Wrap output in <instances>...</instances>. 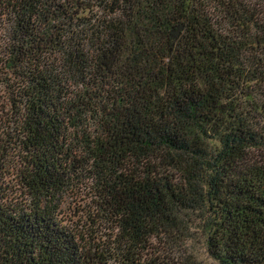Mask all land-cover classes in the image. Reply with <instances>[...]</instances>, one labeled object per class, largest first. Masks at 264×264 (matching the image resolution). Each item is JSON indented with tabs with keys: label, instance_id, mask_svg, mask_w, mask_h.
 <instances>
[{
	"label": "trees",
	"instance_id": "obj_1",
	"mask_svg": "<svg viewBox=\"0 0 264 264\" xmlns=\"http://www.w3.org/2000/svg\"><path fill=\"white\" fill-rule=\"evenodd\" d=\"M260 148L264 0H0V264H167L193 224L264 264ZM81 181L101 249L56 215Z\"/></svg>",
	"mask_w": 264,
	"mask_h": 264
},
{
	"label": "rangeland",
	"instance_id": "obj_2",
	"mask_svg": "<svg viewBox=\"0 0 264 264\" xmlns=\"http://www.w3.org/2000/svg\"><path fill=\"white\" fill-rule=\"evenodd\" d=\"M261 5L258 11L263 15ZM251 157L264 165V148L252 150ZM91 188V184L85 181L65 188L56 198V215L83 243L104 248L113 241L116 231L105 222L94 220L95 204ZM184 231L182 238H151L141 256L142 262L158 259L167 264H220L208 250L207 237L198 224Z\"/></svg>",
	"mask_w": 264,
	"mask_h": 264
}]
</instances>
